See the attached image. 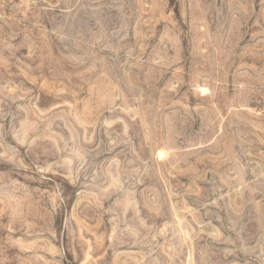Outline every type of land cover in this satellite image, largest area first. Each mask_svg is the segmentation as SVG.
<instances>
[{
  "label": "rangeland",
  "instance_id": "obj_1",
  "mask_svg": "<svg viewBox=\"0 0 264 264\" xmlns=\"http://www.w3.org/2000/svg\"><path fill=\"white\" fill-rule=\"evenodd\" d=\"M0 264H264V0H0Z\"/></svg>",
  "mask_w": 264,
  "mask_h": 264
}]
</instances>
